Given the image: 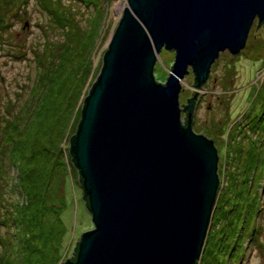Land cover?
<instances>
[{"label":"water","instance_id":"1","mask_svg":"<svg viewBox=\"0 0 264 264\" xmlns=\"http://www.w3.org/2000/svg\"><path fill=\"white\" fill-rule=\"evenodd\" d=\"M264 0H126L83 95L68 139L82 200L91 215L59 264H196L219 177L213 138L192 122L194 90L180 104L190 66L204 83L220 50L238 52ZM174 51L165 81L154 65Z\"/></svg>","mask_w":264,"mask_h":264},{"label":"rangeland","instance_id":"2","mask_svg":"<svg viewBox=\"0 0 264 264\" xmlns=\"http://www.w3.org/2000/svg\"><path fill=\"white\" fill-rule=\"evenodd\" d=\"M58 2L62 9L69 8L73 12L80 24L84 23L88 13L94 12L92 3L86 7L77 0ZM100 2L106 9L101 13L97 42L90 58V82L100 68L102 53L126 5V0H111L108 6L106 0ZM0 13L4 14H0L3 23L12 21L6 29L12 44L21 39L30 43L35 41L39 45L36 49H40L47 39L44 38L45 30L54 39L64 37L62 30L59 34L53 25L48 26L51 24L48 15L38 7L36 0H0ZM258 23L256 17L238 52L232 53L228 49L218 52L202 85L196 87L193 84L190 66L181 79L179 103H186L194 90L199 91L191 127L196 133L213 138L218 155L219 186L197 264H264V23ZM8 49L0 47V115L5 102L17 97V107L24 103L37 69L31 52L17 58L18 54L12 50L8 52ZM159 55L153 72L158 81H165L174 61V51L162 48ZM84 61L85 58L80 56L74 59V64L77 66ZM185 114L181 112V119ZM8 175V181L16 180L13 166ZM70 179L67 206L61 214L67 228L62 259L72 254L81 233L92 226L91 215L82 200V187L75 182L78 173L72 171ZM5 194H1L0 200L4 201ZM14 194L21 200L14 191L8 196L12 198ZM3 230L0 225V232Z\"/></svg>","mask_w":264,"mask_h":264},{"label":"trees","instance_id":"3","mask_svg":"<svg viewBox=\"0 0 264 264\" xmlns=\"http://www.w3.org/2000/svg\"><path fill=\"white\" fill-rule=\"evenodd\" d=\"M58 1L36 0L48 15V26L53 25L59 34L61 30L64 34L54 39L45 30L47 39L41 43V51L36 49L35 41L21 39L12 44L10 35H6L12 21L3 23L0 19L1 49L10 48L8 52L17 53V58L31 52L37 66L24 103L17 107L15 97L1 109L0 198L5 192L7 195L3 196L4 201L0 200V225L4 227L0 232V264H58L64 256L67 228L61 214L67 206L72 171L78 173L68 139L80 119V103L90 81V58L101 13L106 8L100 0H77L86 7L92 3L94 8L80 24L74 13L69 8L62 9ZM110 1L106 0L107 6ZM38 24L44 30L42 23ZM80 56L85 61L76 66L74 59ZM182 122L191 124V119L188 121L185 114ZM10 166L16 171L14 182L7 179ZM75 182L79 184L78 179ZM13 191L21 200L15 194L8 196Z\"/></svg>","mask_w":264,"mask_h":264},{"label":"bare ground","instance_id":"4","mask_svg":"<svg viewBox=\"0 0 264 264\" xmlns=\"http://www.w3.org/2000/svg\"><path fill=\"white\" fill-rule=\"evenodd\" d=\"M124 8V7H123ZM92 76V75H91ZM91 76L89 77V79L91 78ZM96 76V75H95ZM95 78V77H94ZM93 78V79H94ZM92 82V81H91ZM90 81H88V83H86V87L84 88V91H85V93L87 92V90H88V88H89V86H90V83H91ZM84 93V94H85ZM80 107H81V103H80Z\"/></svg>","mask_w":264,"mask_h":264},{"label":"flooded vegetation","instance_id":"5","mask_svg":"<svg viewBox=\"0 0 264 264\" xmlns=\"http://www.w3.org/2000/svg\"><path fill=\"white\" fill-rule=\"evenodd\" d=\"M261 22H263V23H264V20H262ZM263 29H264V24H263Z\"/></svg>","mask_w":264,"mask_h":264}]
</instances>
